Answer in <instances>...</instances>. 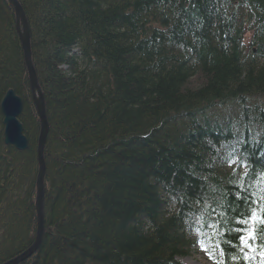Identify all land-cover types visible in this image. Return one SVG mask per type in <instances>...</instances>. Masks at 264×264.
Wrapping results in <instances>:
<instances>
[{
	"label": "trees",
	"instance_id": "obj_1",
	"mask_svg": "<svg viewBox=\"0 0 264 264\" xmlns=\"http://www.w3.org/2000/svg\"><path fill=\"white\" fill-rule=\"evenodd\" d=\"M16 1L48 124L43 235L19 264H179L194 231L215 264H264V230L237 238L264 213V0ZM15 21L0 0V103L21 100L27 140L5 146L0 113V264L36 236L40 124Z\"/></svg>",
	"mask_w": 264,
	"mask_h": 264
},
{
	"label": "water",
	"instance_id": "obj_2",
	"mask_svg": "<svg viewBox=\"0 0 264 264\" xmlns=\"http://www.w3.org/2000/svg\"><path fill=\"white\" fill-rule=\"evenodd\" d=\"M12 6L15 15V30L18 35L22 52L23 60L25 63L28 81L30 86V93L32 101L35 106L37 117L40 124V130L37 140L36 148V160L38 164V173L36 178V238L33 245L24 253L15 257L14 259L6 262L5 264H19L23 262L27 257L31 256L41 243V237L44 230V218L42 214L43 204V177L45 172V165L43 160V148L45 145L46 136L48 133L47 118L44 109V102L41 91L39 89L35 70L31 62V50L29 43V30L24 16V13L16 0H7ZM22 110L21 100L14 95L12 91H9L3 97L0 104V112L3 117V138L6 145L14 147L18 151H23L27 147L26 140L22 135V127L18 122V117Z\"/></svg>",
	"mask_w": 264,
	"mask_h": 264
},
{
	"label": "snow or ice",
	"instance_id": "obj_3",
	"mask_svg": "<svg viewBox=\"0 0 264 264\" xmlns=\"http://www.w3.org/2000/svg\"><path fill=\"white\" fill-rule=\"evenodd\" d=\"M240 228L237 231V238L240 246L251 249V242L257 239L258 232L264 230V213L258 214L255 210L245 214L237 221ZM207 251V249H202Z\"/></svg>",
	"mask_w": 264,
	"mask_h": 264
},
{
	"label": "rangeland",
	"instance_id": "obj_4",
	"mask_svg": "<svg viewBox=\"0 0 264 264\" xmlns=\"http://www.w3.org/2000/svg\"><path fill=\"white\" fill-rule=\"evenodd\" d=\"M29 43H30V39H29ZM30 54H31V62H32V53H30ZM193 81H197V77L190 80V82H193ZM3 143H4V141H3ZM4 145L10 146V145H6L5 143H4ZM10 147H12V146H10ZM250 159L252 160V162L254 164H257V161H255L254 157H251ZM35 200H36V198H35ZM35 213H36V209H35ZM42 214H43V204H42ZM35 238H36V236L34 237V241H35ZM32 245H33V243H32ZM29 257H27V258H29ZM179 260L181 261L182 264H210L203 256H200L199 254L195 253L192 249H191V253L189 252L188 255H186L185 257H182Z\"/></svg>",
	"mask_w": 264,
	"mask_h": 264
},
{
	"label": "bare ground",
	"instance_id": "obj_5",
	"mask_svg": "<svg viewBox=\"0 0 264 264\" xmlns=\"http://www.w3.org/2000/svg\"><path fill=\"white\" fill-rule=\"evenodd\" d=\"M262 148H264V144L262 145ZM43 235V234H42ZM41 239H42V237H41ZM8 262V261H7ZM6 263V262H5ZM5 263H2V264H5Z\"/></svg>",
	"mask_w": 264,
	"mask_h": 264
}]
</instances>
